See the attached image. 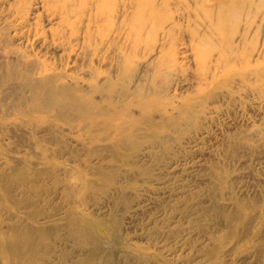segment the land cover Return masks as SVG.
Listing matches in <instances>:
<instances>
[{
	"label": "rangeland",
	"instance_id": "374dc122",
	"mask_svg": "<svg viewBox=\"0 0 264 264\" xmlns=\"http://www.w3.org/2000/svg\"><path fill=\"white\" fill-rule=\"evenodd\" d=\"M134 9L120 1L118 19ZM44 14L42 0H0V52L33 49L92 81L80 89L93 118L52 109L29 120L0 100V264H264V3L249 23H199L218 64L206 76L178 31L143 38L127 82L125 31L79 69L14 34L20 15L56 27ZM167 58L174 73L157 71Z\"/></svg>",
	"mask_w": 264,
	"mask_h": 264
},
{
	"label": "bare ground",
	"instance_id": "6f19581e",
	"mask_svg": "<svg viewBox=\"0 0 264 264\" xmlns=\"http://www.w3.org/2000/svg\"><path fill=\"white\" fill-rule=\"evenodd\" d=\"M120 1L131 9H136L131 10V15L119 20ZM156 2L157 0H42L44 15L48 19H55L56 27L46 29L39 27V24L31 25L30 22H25L22 15L12 26L14 34L19 35L20 42L28 45L29 41L37 40L45 49H53L52 52L58 50V60L61 64L66 60V65L72 63L79 69L85 66L91 69L92 60L101 56L103 44H107L109 48L115 46L114 50L117 49L115 37L118 38L120 32L125 31L124 39L128 48L126 52L122 50L124 57L118 76L119 80L126 82L133 77V61L137 59V50L143 38L149 36L153 40L160 38L166 42L172 40L178 31H185L190 35V50L198 65V73L206 76L214 64L212 57L215 47L209 46L211 42L205 39L199 23L206 21L213 26L218 23L222 28L233 19L249 23V12L254 10L255 20L264 3L263 0H162L160 4ZM214 7H218L215 17L212 12ZM221 40V47L225 45L227 48L230 40L227 37H222ZM154 45L155 42L145 45L144 48H152ZM221 54L215 58L217 63ZM41 55L33 49L22 47L0 52V56L4 57L1 64L4 82L9 89L2 93L0 98L5 108H12L14 113L26 116L29 120L34 112L41 113L52 109L61 113L72 111L85 119L93 118L91 106L95 104L89 99V94L81 92L80 89L84 83L92 85V81L73 75L72 72L62 71L61 66L46 61ZM163 63L157 66V71L166 69L174 73L178 70L175 60L169 58ZM214 65L218 66L216 63ZM253 69L252 73L259 72L258 60L255 61ZM100 74L101 71H98L93 75L98 78ZM95 86L96 84H93L91 90H96ZM121 88L124 92V86ZM118 90L112 89L110 94H116L119 98L126 95L118 93ZM135 105L141 109L148 107L145 100H138Z\"/></svg>",
	"mask_w": 264,
	"mask_h": 264
}]
</instances>
